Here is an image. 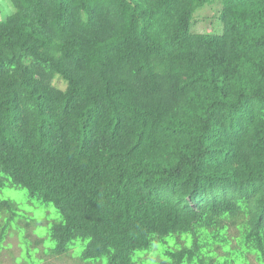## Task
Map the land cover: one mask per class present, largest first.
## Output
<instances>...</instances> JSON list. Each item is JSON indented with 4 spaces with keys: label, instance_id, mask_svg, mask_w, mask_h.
<instances>
[{
    "label": "trees",
    "instance_id": "1",
    "mask_svg": "<svg viewBox=\"0 0 264 264\" xmlns=\"http://www.w3.org/2000/svg\"><path fill=\"white\" fill-rule=\"evenodd\" d=\"M10 1L0 191L55 205L52 251L264 264V0H220L222 34L191 29L215 0Z\"/></svg>",
    "mask_w": 264,
    "mask_h": 264
},
{
    "label": "rangeland",
    "instance_id": "2",
    "mask_svg": "<svg viewBox=\"0 0 264 264\" xmlns=\"http://www.w3.org/2000/svg\"><path fill=\"white\" fill-rule=\"evenodd\" d=\"M14 10L10 0H0L1 19ZM221 10L220 0L198 8L191 26L192 31L222 34L224 24L220 19ZM59 85L63 86L61 83ZM0 197H10L17 202V214L12 220L11 213H0V231L9 223L0 247V264H90L80 257L88 239H75L63 254L52 251L55 241L51 238L50 230L60 220V213L55 205L30 197L29 191L24 188H6L0 191ZM178 241L183 243L184 238L179 237ZM143 259L145 264L158 262L161 259L159 247L155 246L150 252L143 254ZM104 262L106 264L105 259ZM137 264L140 262L137 261Z\"/></svg>",
    "mask_w": 264,
    "mask_h": 264
}]
</instances>
